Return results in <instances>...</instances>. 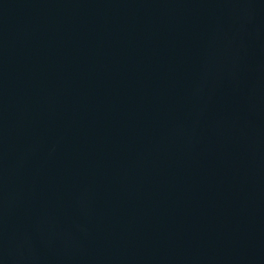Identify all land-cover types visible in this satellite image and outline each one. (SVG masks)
Segmentation results:
<instances>
[{
  "label": "water",
  "instance_id": "obj_1",
  "mask_svg": "<svg viewBox=\"0 0 264 264\" xmlns=\"http://www.w3.org/2000/svg\"><path fill=\"white\" fill-rule=\"evenodd\" d=\"M0 264H264V0H0Z\"/></svg>",
  "mask_w": 264,
  "mask_h": 264
}]
</instances>
